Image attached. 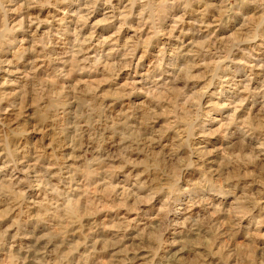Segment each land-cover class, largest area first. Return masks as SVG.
Returning a JSON list of instances; mask_svg holds the SVG:
<instances>
[{"label":"clouds","instance_id":"9594fccd","mask_svg":"<svg viewBox=\"0 0 264 264\" xmlns=\"http://www.w3.org/2000/svg\"><path fill=\"white\" fill-rule=\"evenodd\" d=\"M0 264H264V0H0Z\"/></svg>","mask_w":264,"mask_h":264}]
</instances>
